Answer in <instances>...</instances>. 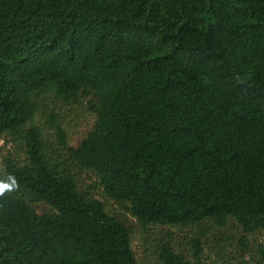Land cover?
Wrapping results in <instances>:
<instances>
[{
	"label": "trees",
	"instance_id": "trees-1",
	"mask_svg": "<svg viewBox=\"0 0 264 264\" xmlns=\"http://www.w3.org/2000/svg\"><path fill=\"white\" fill-rule=\"evenodd\" d=\"M0 136V264H264V0H0Z\"/></svg>",
	"mask_w": 264,
	"mask_h": 264
},
{
	"label": "rangeland",
	"instance_id": "rangeland-1",
	"mask_svg": "<svg viewBox=\"0 0 264 264\" xmlns=\"http://www.w3.org/2000/svg\"><path fill=\"white\" fill-rule=\"evenodd\" d=\"M52 101V105L60 110V115L62 118V124L69 135V144L73 147L78 146L82 139L87 135V133L92 129L95 121V116L90 113L87 109L85 103L82 105H65L62 101L56 98H49ZM11 144L6 136H0V165L1 160L4 155H6L7 150H11ZM12 151V150H11ZM83 183L88 186H92L95 183V178L87 173L82 174ZM96 196L101 198V190L96 189ZM109 210L114 212H119L121 214L125 213V210L113 201H107ZM43 209L39 205L38 210L41 212ZM176 240L180 242L182 240L181 234H176ZM133 250L138 258L143 257V250L141 248L140 236L136 233L135 238L132 243Z\"/></svg>",
	"mask_w": 264,
	"mask_h": 264
},
{
	"label": "clouds",
	"instance_id": "clouds-1",
	"mask_svg": "<svg viewBox=\"0 0 264 264\" xmlns=\"http://www.w3.org/2000/svg\"><path fill=\"white\" fill-rule=\"evenodd\" d=\"M17 188V181L12 176H9L7 180H0V197L5 196L6 193L15 191Z\"/></svg>",
	"mask_w": 264,
	"mask_h": 264
}]
</instances>
